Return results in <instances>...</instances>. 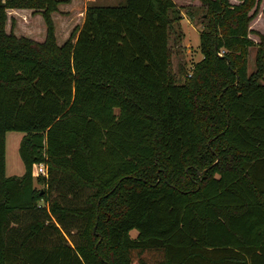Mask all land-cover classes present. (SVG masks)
I'll use <instances>...</instances> for the list:
<instances>
[{
	"label": "trees",
	"instance_id": "1",
	"mask_svg": "<svg viewBox=\"0 0 264 264\" xmlns=\"http://www.w3.org/2000/svg\"><path fill=\"white\" fill-rule=\"evenodd\" d=\"M201 1L203 57L182 82L174 0L90 1L63 43L62 0H0V264H264L263 0ZM11 8L40 13L45 39L9 32Z\"/></svg>",
	"mask_w": 264,
	"mask_h": 264
},
{
	"label": "rangeland",
	"instance_id": "2",
	"mask_svg": "<svg viewBox=\"0 0 264 264\" xmlns=\"http://www.w3.org/2000/svg\"><path fill=\"white\" fill-rule=\"evenodd\" d=\"M91 0H62L60 10L55 13L57 25V38L63 43L76 26H82L85 19V8ZM106 3H116L119 0H100ZM181 7L183 19L181 24L176 23L171 29L170 45L172 52L171 71L179 81H184L186 73H191L196 62L202 59L200 51V34L207 27L206 7L201 0H174ZM238 0H231V3H238ZM190 13L195 14V19H190ZM261 17L254 20V27L264 33V0L260 4ZM15 21L13 30L18 36H28L39 41L46 37V24L42 15L37 16L36 12L15 11L9 15L7 30H12V23ZM258 21V22H257ZM254 28V29H255ZM256 42L260 37L256 34L250 35ZM257 45L250 48L249 73L256 69ZM21 130H10L6 133V174L8 176H21L25 173L26 167L21 158L20 144L24 136ZM37 187L41 185L36 183ZM132 236L137 235V230L131 232Z\"/></svg>",
	"mask_w": 264,
	"mask_h": 264
},
{
	"label": "built area",
	"instance_id": "3",
	"mask_svg": "<svg viewBox=\"0 0 264 264\" xmlns=\"http://www.w3.org/2000/svg\"><path fill=\"white\" fill-rule=\"evenodd\" d=\"M32 174L34 177H38L39 175L48 176V166L45 162L34 163Z\"/></svg>",
	"mask_w": 264,
	"mask_h": 264
},
{
	"label": "crops",
	"instance_id": "4",
	"mask_svg": "<svg viewBox=\"0 0 264 264\" xmlns=\"http://www.w3.org/2000/svg\"><path fill=\"white\" fill-rule=\"evenodd\" d=\"M91 1H93V0H91ZM62 4V3H61ZM88 5V4H87ZM87 7V6H86ZM85 10H86V8H85ZM15 11H22V12H31V13H33L34 12V10H32V9H23V8H11V9H8V15H10L12 12H15ZM55 13H57V12H55ZM55 13H54V19H55ZM36 15L37 16H39V15H41L40 13H36ZM261 15H263V13H260L254 20H256V19H258V17L260 18L261 17ZM254 20H253V22L252 23H254ZM258 22V21H257ZM55 24H56V21H55ZM251 28H255L254 27V24H253V27H252V24H251ZM256 29V28H255ZM256 30H259V28L258 29H256ZM56 34H57V25H56Z\"/></svg>",
	"mask_w": 264,
	"mask_h": 264
},
{
	"label": "water",
	"instance_id": "5",
	"mask_svg": "<svg viewBox=\"0 0 264 264\" xmlns=\"http://www.w3.org/2000/svg\"><path fill=\"white\" fill-rule=\"evenodd\" d=\"M238 80V79H237Z\"/></svg>",
	"mask_w": 264,
	"mask_h": 264
}]
</instances>
